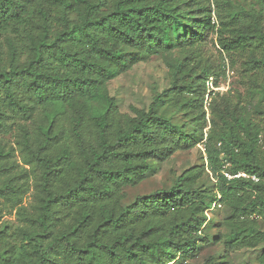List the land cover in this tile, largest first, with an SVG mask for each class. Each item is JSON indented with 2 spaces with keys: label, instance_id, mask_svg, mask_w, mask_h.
Returning a JSON list of instances; mask_svg holds the SVG:
<instances>
[{
  "label": "trees",
  "instance_id": "trees-1",
  "mask_svg": "<svg viewBox=\"0 0 264 264\" xmlns=\"http://www.w3.org/2000/svg\"><path fill=\"white\" fill-rule=\"evenodd\" d=\"M152 56L167 85L122 110L111 80ZM224 56L242 61L244 96L211 89ZM258 96L264 0H0V264H194L222 206L224 255L264 264ZM199 143L201 163L123 204L150 160Z\"/></svg>",
  "mask_w": 264,
  "mask_h": 264
},
{
  "label": "rangeland",
  "instance_id": "rangeland-1",
  "mask_svg": "<svg viewBox=\"0 0 264 264\" xmlns=\"http://www.w3.org/2000/svg\"><path fill=\"white\" fill-rule=\"evenodd\" d=\"M208 51L213 58L219 61L220 56L217 47L209 44ZM225 57V56H224ZM231 64L229 58L224 59L225 73L218 79V86L212 87V90L219 92L220 95L237 89L242 96L246 92L247 85H242V61L234 58ZM263 74L260 76L262 77ZM211 80V79H210ZM168 83L167 67L163 57L152 56L147 61L138 62L128 71L121 73L109 84L110 93L117 97L119 107L128 111L130 106L147 107L151 99L153 88L159 90ZM211 87V81L208 83ZM209 101V95L205 96V102ZM255 103L257 108L264 109V99L260 100L258 96ZM205 156L204 145L199 143L195 147L174 152L167 160L157 162L150 160L148 164L147 176L138 184L126 188V197L123 204L131 203L136 196L153 192L156 189L169 187L174 178L184 169L202 162ZM213 179L211 175L205 176L203 182L210 186ZM208 225L204 230L206 241L201 242L200 249L195 258L190 260L194 264H203L208 256H213L215 261L224 262V264H257V253L250 249H241L231 251L224 255L222 241L219 239L227 228L224 224V218L228 214L226 207H215L208 211ZM2 220L16 222L15 211L6 213ZM264 228V224H263ZM223 256V257H222Z\"/></svg>",
  "mask_w": 264,
  "mask_h": 264
},
{
  "label": "built area",
  "instance_id": "built-area-1",
  "mask_svg": "<svg viewBox=\"0 0 264 264\" xmlns=\"http://www.w3.org/2000/svg\"><path fill=\"white\" fill-rule=\"evenodd\" d=\"M212 87V86H211ZM239 175H241V176H243V177H246L247 175L246 174H244V173H239L237 176H239ZM252 178L253 179H255V177L254 176H252Z\"/></svg>",
  "mask_w": 264,
  "mask_h": 264
}]
</instances>
